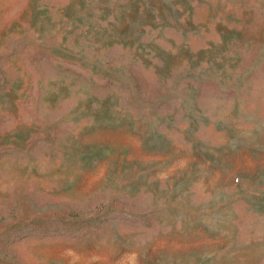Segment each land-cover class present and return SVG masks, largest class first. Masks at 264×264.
Returning <instances> with one entry per match:
<instances>
[{"label":"rangeland","instance_id":"374dc122","mask_svg":"<svg viewBox=\"0 0 264 264\" xmlns=\"http://www.w3.org/2000/svg\"><path fill=\"white\" fill-rule=\"evenodd\" d=\"M0 264H264V0H0Z\"/></svg>","mask_w":264,"mask_h":264}]
</instances>
